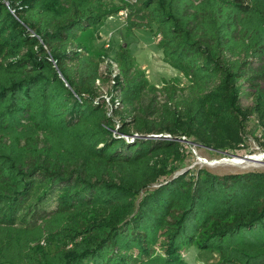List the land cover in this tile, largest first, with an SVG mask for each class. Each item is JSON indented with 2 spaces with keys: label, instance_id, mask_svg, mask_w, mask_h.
<instances>
[{
  "label": "trees",
  "instance_id": "obj_1",
  "mask_svg": "<svg viewBox=\"0 0 264 264\" xmlns=\"http://www.w3.org/2000/svg\"><path fill=\"white\" fill-rule=\"evenodd\" d=\"M122 11L188 85L151 84L127 44L101 71L108 49L78 39ZM251 115L264 128V0H0V264H190L196 241L264 264V172L175 174L182 137L229 156Z\"/></svg>",
  "mask_w": 264,
  "mask_h": 264
},
{
  "label": "rangeland",
  "instance_id": "obj_2",
  "mask_svg": "<svg viewBox=\"0 0 264 264\" xmlns=\"http://www.w3.org/2000/svg\"><path fill=\"white\" fill-rule=\"evenodd\" d=\"M107 1L109 3L112 2V0ZM114 3L119 4L118 1ZM99 30V37H97L95 31L89 30L83 32L78 41L85 43L94 55L99 52L100 48H104V44L109 43L110 47L107 48L109 57L101 66L103 73L106 72L107 63L115 56L120 45L127 44L141 68L146 71L147 78L151 84L158 87H162L166 82L175 83L179 86L188 85L187 79L164 60L158 45L159 37H157L154 29L145 28L129 31L125 25L124 15L119 14L107 19ZM112 66L114 68V65ZM113 73H115V68ZM111 85L112 83H107L102 86L101 93L106 100L110 99L108 92L111 90ZM241 105L243 107L252 106V98L243 96ZM242 132L244 141L236 147L235 153L229 154V156L222 152L199 146L190 141V139L182 137V143L188 146L190 153L188 152L189 155L185 161V166L175 174L178 175L188 169L196 171L203 168L218 175L250 171L264 172V128L260 119L251 115L245 122ZM185 151L183 150L182 153L184 154ZM245 157L258 159V161L243 164H232L223 161ZM80 219H74V222L80 225L82 223H94L105 220L99 212L89 213L81 221ZM56 247L57 244L52 242L50 248L55 249ZM182 256L190 264H219V254L210 250L200 249L197 241L184 250Z\"/></svg>",
  "mask_w": 264,
  "mask_h": 264
},
{
  "label": "bare ground",
  "instance_id": "obj_3",
  "mask_svg": "<svg viewBox=\"0 0 264 264\" xmlns=\"http://www.w3.org/2000/svg\"><path fill=\"white\" fill-rule=\"evenodd\" d=\"M264 157V156H263ZM224 162H228V163H234V164H243L246 162H254V161H258V159H253V158H234L232 160H223ZM218 163V162H217Z\"/></svg>",
  "mask_w": 264,
  "mask_h": 264
},
{
  "label": "built area",
  "instance_id": "obj_4",
  "mask_svg": "<svg viewBox=\"0 0 264 264\" xmlns=\"http://www.w3.org/2000/svg\"><path fill=\"white\" fill-rule=\"evenodd\" d=\"M120 14H123L124 17L126 16V12H124V11H122ZM108 39H109V36H108ZM108 39H107V41H109ZM105 47L108 48V47H109V43H106V44H105ZM109 61L111 62L112 65H114V68H115V73H114V75H116V74L118 73L117 64H116L113 60H109ZM114 68H113V69H114ZM108 101H109V100H108ZM163 137L169 138V136H163Z\"/></svg>",
  "mask_w": 264,
  "mask_h": 264
},
{
  "label": "water",
  "instance_id": "obj_5",
  "mask_svg": "<svg viewBox=\"0 0 264 264\" xmlns=\"http://www.w3.org/2000/svg\"><path fill=\"white\" fill-rule=\"evenodd\" d=\"M157 138H162V136H157ZM245 158H250L251 159V157H245Z\"/></svg>",
  "mask_w": 264,
  "mask_h": 264
}]
</instances>
